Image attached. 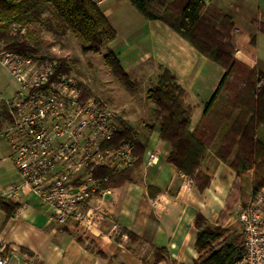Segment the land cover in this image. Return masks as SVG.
<instances>
[{"label": "crops", "instance_id": "crops-1", "mask_svg": "<svg viewBox=\"0 0 264 264\" xmlns=\"http://www.w3.org/2000/svg\"><path fill=\"white\" fill-rule=\"evenodd\" d=\"M94 1L117 32V39L109 47L118 54L125 72L132 80L156 82L159 66L170 71L187 92L194 129L221 83L224 70L165 24L144 19L127 0ZM203 1L209 23L219 22L223 15L232 18L236 58L264 72V61L260 67L262 58L258 55L264 35L253 23L264 20V0ZM147 107L136 108L135 115L113 109L119 120L135 131L145 150L140 162L137 157L138 163L131 168L128 183L101 187L104 193L92 200L93 205L101 206L106 221L101 235L89 241L81 236L74 221L60 226L51 220L52 208L25 186L5 140L7 148L0 150V198L18 206L11 216L0 207L8 264H153L157 249H164L166 257L159 264H193L198 257L195 220L201 217L208 225H215L236 174L209 151L198 171L210 179V184L200 191L192 178L184 177L168 162L171 147L161 140L156 106ZM157 199L165 203L157 207L153 204ZM233 217L226 224L228 228ZM115 224L141 241L121 245L110 235Z\"/></svg>", "mask_w": 264, "mask_h": 264}, {"label": "trees", "instance_id": "trees-1", "mask_svg": "<svg viewBox=\"0 0 264 264\" xmlns=\"http://www.w3.org/2000/svg\"><path fill=\"white\" fill-rule=\"evenodd\" d=\"M147 21L168 26L201 55L224 70V76L206 105L198 124L192 129L193 108L187 103V92L176 77L159 66L160 74L147 99L154 102L155 116L160 120L161 140L169 143L168 162L184 177L192 178L200 191L210 179L199 173L207 152H212L236 174L235 184L219 213L215 225L210 226L199 217L195 220L198 254L193 264H236L244 258L245 237L230 229L227 222L239 206L245 207L251 196L264 186V72L250 67L236 58L233 45L235 25L231 17L223 15L211 24L206 18L203 0H127ZM264 35V20L253 22ZM18 24L28 31L23 41L12 38L9 29ZM43 29L57 39L72 34L81 43L84 53L106 49L103 61L120 83L129 91L134 84L125 72L121 60L108 47L117 39V32L94 0H0V40L16 53L26 57H41L42 49L50 47L38 35ZM61 69L71 75V66L59 58ZM12 119L5 102L0 107V134ZM133 144L140 162L144 146L136 139L135 131L119 120L112 146ZM137 162V163H138ZM132 169L113 173L96 171V178L108 177L102 189L120 187L130 181ZM251 176L250 181L248 177ZM250 183V191L246 184ZM1 209L13 215L18 206L0 198ZM129 245L141 240L134 233L122 230ZM164 249L155 250L153 264L164 262Z\"/></svg>", "mask_w": 264, "mask_h": 264}, {"label": "built area", "instance_id": "built-area-1", "mask_svg": "<svg viewBox=\"0 0 264 264\" xmlns=\"http://www.w3.org/2000/svg\"><path fill=\"white\" fill-rule=\"evenodd\" d=\"M9 34L23 41L28 31L12 24ZM0 67L18 85L3 100L12 124L0 134L9 143L18 174L52 208L53 222L64 226L74 221L86 241L98 238L106 217L92 200L104 193L101 184L108 177L96 178V171L119 173L137 162L133 144L112 146L119 117L106 100L89 94L82 82L66 74L59 58L22 56L0 40ZM163 203L153 202L157 207ZM237 214L245 254L236 264H264V186ZM110 235L121 245L129 241L117 224ZM0 264H8L1 226Z\"/></svg>", "mask_w": 264, "mask_h": 264}, {"label": "rangeland", "instance_id": "rangeland-1", "mask_svg": "<svg viewBox=\"0 0 264 264\" xmlns=\"http://www.w3.org/2000/svg\"><path fill=\"white\" fill-rule=\"evenodd\" d=\"M135 12H137L135 10ZM139 14V13H138ZM38 35L50 44V47L42 49L43 56L62 58L71 66V75L77 78L84 84L89 94L99 96L106 100L114 110H124L126 113L135 115L136 108L142 106L147 107L154 102L149 101L146 97L148 89H153L156 82L150 80H139L135 78L131 81L134 84V91H129L119 80L113 76L111 71L105 65L103 58L106 54V49H102L95 53H84L81 49L80 40L72 34H67L62 39H57L55 36L43 29H39ZM111 45V44H110ZM109 45V46H110ZM110 49V47H108ZM259 56L264 61V39H261L259 44ZM111 50V49H110ZM18 87L17 83L10 77L6 69L0 67V107L3 100L8 99ZM148 108V107H147ZM150 108V107H149ZM118 115V114H117ZM8 126H5L3 131ZM7 148L4 137H0V150ZM251 176L248 177L250 181ZM250 183L246 184L249 191ZM233 219L229 222L230 229L240 231V220L237 213H234Z\"/></svg>", "mask_w": 264, "mask_h": 264}]
</instances>
